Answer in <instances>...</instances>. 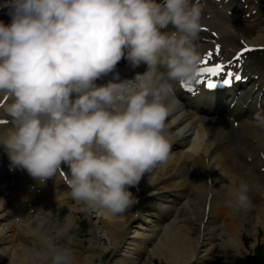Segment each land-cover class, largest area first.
<instances>
[{"label": "clouds", "instance_id": "clouds-1", "mask_svg": "<svg viewBox=\"0 0 264 264\" xmlns=\"http://www.w3.org/2000/svg\"><path fill=\"white\" fill-rule=\"evenodd\" d=\"M0 21V130L12 166L40 183L69 168L71 197L112 215L136 198L129 187L167 163L185 111L175 85L197 78L201 0H8ZM169 24L174 31H162ZM147 65L134 79L96 81L121 59ZM264 128V115L252 118ZM232 183L225 207L251 208ZM2 201V200H0ZM4 202L0 206H3ZM51 214V211H48ZM64 230L45 238L47 264H75ZM89 259V264L90 260Z\"/></svg>", "mask_w": 264, "mask_h": 264}, {"label": "bare ground", "instance_id": "bare-ground-1", "mask_svg": "<svg viewBox=\"0 0 264 264\" xmlns=\"http://www.w3.org/2000/svg\"><path fill=\"white\" fill-rule=\"evenodd\" d=\"M208 4V10L205 14V23H202L207 29L200 31V39L198 41L202 53L213 46V42H220L223 46V55L226 58V54L232 51L235 47L234 40L231 38V34L234 33L229 23V18L223 13V7H238V3L234 0H229L225 2L220 0L219 3H212L211 0H205ZM215 31L218 37L213 40L211 39L212 31ZM261 34L256 38H253L250 42L253 44H264L263 41H259ZM232 55V54H231ZM230 55V56H231ZM229 56V57H230ZM228 57V58H229ZM138 71V67L133 66V73ZM122 80L130 79L131 74L129 72V67L124 68L121 71ZM256 84L257 81L253 79L251 81ZM262 84L260 85V88ZM246 94H251V90H244ZM244 91H239L244 94ZM238 93V92H236ZM174 94L179 97L181 101L180 107L183 108L185 113L183 114V119L179 121V128L183 133L182 137L179 139L182 149L179 150L173 159V162L162 170L165 164L157 165L149 173H146V179H150V182L158 178L155 174L156 170L161 171V175H166L173 178L180 167L187 165L189 163H195L196 159H202L209 154L213 157L219 158L223 155L222 151L219 149V145L223 142L226 135L233 132L228 116H248L255 114L253 111L242 108L229 109L227 106L226 115H221L220 113L212 111H203L202 106H206L202 99H197L193 104L189 103L188 98L182 97L178 89L174 88ZM238 95L236 97H240ZM235 96H232V99ZM238 127L242 132L247 128V124L239 123ZM191 143L188 144L186 140L191 137ZM264 153V152H263ZM230 157L229 151L226 152L225 156ZM260 155V152H258ZM224 156V157H225ZM229 191V188L227 189ZM1 203V202H0ZM93 223L96 227V231L99 234V241H96L93 245L88 246V254L81 259V255L74 252L75 264H89L94 259H98V264H103L100 257L103 253L109 249L111 245L115 246L117 256L114 260L109 261L105 264H135V259L127 261L129 253L125 250L119 248L116 244V237L119 230L124 223L120 215H104L100 218V207H93ZM129 218V217H128ZM46 220V216L37 211L33 216L32 220L27 217H23L16 221L12 218V215H7L6 212H0V264H47V261L42 259L44 256L45 249V238L50 236L49 226L46 224L42 226L41 223ZM126 222V221H125ZM71 222H68L67 226H70ZM135 228L137 225H134ZM136 236H140L141 240L134 241V251L139 250L141 242L143 239L148 237V233L144 231L137 232ZM157 241L160 237L159 232H157ZM182 247H177L171 245L170 241L166 239L163 244L155 245L151 251L150 256L157 258H163L166 264H199L200 260H193V256L189 255L188 249L193 247L195 244V238H191L189 235H182ZM104 239L108 241V244H104ZM236 244H241L240 236L236 233L233 237ZM115 241V242H114ZM157 241L154 243L156 244ZM192 242V244H191ZM84 255V254H83ZM152 264V263H147Z\"/></svg>", "mask_w": 264, "mask_h": 264}, {"label": "snow or ice", "instance_id": "snow-or-ice-1", "mask_svg": "<svg viewBox=\"0 0 264 264\" xmlns=\"http://www.w3.org/2000/svg\"><path fill=\"white\" fill-rule=\"evenodd\" d=\"M221 46L219 44L215 45L214 50H208L203 55V58L201 60L200 68L198 70L199 79L197 80V83H199L201 80L207 79V84L209 87L214 85L213 77L219 76L223 74L224 79L223 83L229 84L231 80L234 78L235 80H241L244 77L237 71L234 72L231 69V63L232 61H229L227 64L223 62H213L215 54H218L220 52ZM249 49L245 47L242 51H248ZM241 52L236 53V58L239 59L241 56Z\"/></svg>", "mask_w": 264, "mask_h": 264}, {"label": "rangeland", "instance_id": "rangeland-1", "mask_svg": "<svg viewBox=\"0 0 264 264\" xmlns=\"http://www.w3.org/2000/svg\"><path fill=\"white\" fill-rule=\"evenodd\" d=\"M263 3V7L262 9H264V0H259ZM250 13V12H248ZM243 19H247V21H244V20H236L237 24H236V29H237V34H236V40L241 36V35H246L247 37L249 38H252L254 36H256L257 34H259L261 31H264V10H263V15H254V14H250L249 17H244ZM261 20H263L261 22ZM255 23L256 26H253V27H249V26H246L245 23ZM257 58L253 61L251 60L250 63H253L256 64V62L258 60H261L262 57H264V55L262 56H256ZM78 241L80 243H83V239H78ZM84 244V243H83ZM104 244H108V241L104 239ZM84 248H85V244L83 246L80 245V247H78L76 250L80 251L79 254L81 255V259L84 257L83 254H86V252H84ZM264 257V252L262 253V255ZM138 259V257H137ZM137 259H135V262H138ZM98 263V259H94L93 258V261L90 263V264H97ZM106 263V262H104ZM109 263V262H107ZM252 263L253 260H252Z\"/></svg>", "mask_w": 264, "mask_h": 264}]
</instances>
